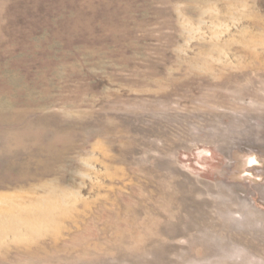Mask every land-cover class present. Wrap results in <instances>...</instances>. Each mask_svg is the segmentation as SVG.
I'll list each match as a JSON object with an SVG mask.
<instances>
[{
  "label": "rangeland",
  "instance_id": "1",
  "mask_svg": "<svg viewBox=\"0 0 264 264\" xmlns=\"http://www.w3.org/2000/svg\"><path fill=\"white\" fill-rule=\"evenodd\" d=\"M52 192L0 264H264V0H0V206Z\"/></svg>",
  "mask_w": 264,
  "mask_h": 264
},
{
  "label": "bare ground",
  "instance_id": "2",
  "mask_svg": "<svg viewBox=\"0 0 264 264\" xmlns=\"http://www.w3.org/2000/svg\"><path fill=\"white\" fill-rule=\"evenodd\" d=\"M47 195L35 200L26 197L28 198L25 199L27 204L17 203L13 207L0 206V247L11 240L19 242L34 240L39 234H42L41 227L43 225L53 227L54 231L57 230L69 211L55 193ZM8 198L1 195L0 202L3 203ZM10 233L13 234V237L8 235Z\"/></svg>",
  "mask_w": 264,
  "mask_h": 264
}]
</instances>
